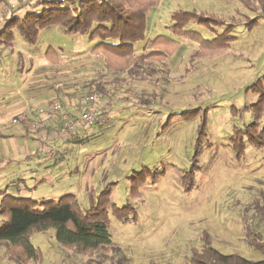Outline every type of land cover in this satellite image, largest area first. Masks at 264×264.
Masks as SVG:
<instances>
[{"label": "rangeland", "instance_id": "1", "mask_svg": "<svg viewBox=\"0 0 264 264\" xmlns=\"http://www.w3.org/2000/svg\"><path fill=\"white\" fill-rule=\"evenodd\" d=\"M33 1L6 0L0 15L6 5H14L11 14ZM249 1L254 10L245 8L243 0H160L147 17L149 40L170 36L166 27L175 23L174 12L195 10L226 22L218 27L189 22L185 27L208 41L228 33L225 29L233 19L228 48L195 55L199 44L175 37L180 45L165 65L152 64L150 76L112 98L128 104L114 109L107 103L109 109H103L104 101L94 97L95 111L105 112L103 116L114 111L117 124L89 126L88 140L75 153L71 148L76 160L49 166L44 174L51 180L45 183L31 181L42 172L1 177L0 221L2 211L24 205L23 198L47 200L61 188L74 193L84 173L88 192L75 195L83 209L96 202L106 185L111 189L110 204L133 209L126 223L111 210L108 214L111 240L131 264H190V252L201 248L204 233L223 255L264 261V251L250 245V240L264 242V219L255 210L264 194V134L259 147L245 137L247 129L256 134L264 127V107L258 108L264 101V19L250 31L243 25L245 17L261 12ZM47 33L42 43L49 39L66 48L73 45L57 28ZM149 50L136 47L137 54ZM71 63L60 83L73 91L78 88L71 85L78 72ZM18 171L16 167L9 174ZM30 242L38 248L36 260L10 261L7 245L0 243V264H87L97 258L96 253L80 255L61 248L51 231L31 235Z\"/></svg>", "mask_w": 264, "mask_h": 264}, {"label": "trees", "instance_id": "2", "mask_svg": "<svg viewBox=\"0 0 264 264\" xmlns=\"http://www.w3.org/2000/svg\"><path fill=\"white\" fill-rule=\"evenodd\" d=\"M160 0H35L28 3V8L22 17L14 15L13 11L6 20L0 33V44L10 47L16 36L26 43L34 44L38 34L48 28L58 27L64 34L86 36L91 42H96L91 54L98 56L100 65L88 73L92 76L77 84L73 95L98 97L100 100L110 98L119 93L127 85L139 83L150 76L148 68L152 64L165 65L179 47L176 38L199 44L195 55L203 51L220 52L228 48L235 25L233 19L221 33L211 41L204 40L198 33L186 30L189 22L197 25L208 22L213 27L224 25V19L206 12L176 11L171 20L172 26L166 27L170 36H157L149 40L146 35L147 17L152 9L158 6ZM255 2L261 12L252 18L245 17L244 26L250 31L259 20L264 19V0ZM6 0H0V7ZM243 6L254 10L249 0H243ZM149 46L150 50L136 53L138 45ZM146 49V48H145ZM75 85V84H74ZM254 90V88H253ZM61 105V104H60ZM259 109L264 107V101L258 102ZM251 124L250 126H253ZM249 126V127H250ZM247 127V128H249ZM255 131V129H253ZM252 130L245 133L248 142L254 147L263 145L261 133L253 134ZM240 136L236 137L239 141ZM144 173L141 171L140 174ZM109 185L98 194L97 200L88 209H83L73 194H64L56 199L34 201L23 198L25 204L2 211L0 221V243L8 247V257L13 262H28L39 256L38 248L30 242V236L36 233L51 231L57 244L63 249H73L80 255L96 253V259L87 264H131L123 250L113 243L108 231L109 210L120 222L129 220L127 212L133 211L129 206L115 208L110 204ZM258 217L264 219V194L255 207ZM1 213V212H0ZM134 214V212H133ZM133 219L135 214L132 215ZM202 246L190 252V264H264V261H250L238 255H223L211 246L209 236L204 233ZM255 249L264 251V242L250 240ZM149 264H155L150 262Z\"/></svg>", "mask_w": 264, "mask_h": 264}, {"label": "crops", "instance_id": "3", "mask_svg": "<svg viewBox=\"0 0 264 264\" xmlns=\"http://www.w3.org/2000/svg\"><path fill=\"white\" fill-rule=\"evenodd\" d=\"M27 9L18 10L14 15L20 18ZM55 28L59 34H63L64 38L70 37L73 45L66 48L49 42V39L42 43L41 36L43 34L47 36L48 30H55ZM83 38L88 40L86 36L64 34L60 28L52 27L41 31L35 43L31 45L19 36L15 37L10 47L0 44V172H2L0 178L10 179L27 173L38 172L40 174L42 172L43 174L37 178H31V181L34 184L45 183L51 180L48 174H44L47 173L48 167L57 165L65 159L76 160L71 148H74L75 153V150L88 140L92 128L79 127L65 142L58 141L57 135L63 128L62 122L58 116L49 117L43 113L55 100L61 104L63 113L72 118L79 116L82 112L96 110L95 102L84 101L83 95L80 96L77 93L73 95L71 89L66 90V86H63L65 84L60 83L66 78L68 72L64 70L70 62L76 68L74 72H78L72 80L75 85L85 81L88 75L92 76L88 73L90 68L94 70L97 65H100L98 62L101 59L91 54L92 47L96 42L88 40L86 43ZM36 43L38 47L35 46ZM73 83L71 85H74ZM112 98L114 97L104 98L101 101L113 104L114 109H119L125 103L128 104L122 100L112 102ZM117 99L122 98L117 97ZM113 113L114 111L106 115L112 118ZM18 116L21 120L12 124L11 120ZM34 123L41 124L38 133L32 130ZM115 124L108 127L97 126L110 128ZM40 135L48 141L56 143L65 153L60 152L53 157L49 156L38 140ZM16 167L20 171L10 175V171ZM80 178H82V186L74 193L66 192L63 190L64 188H61L55 192L54 196L46 197L56 199L64 194L76 195L79 191L87 194L84 173Z\"/></svg>", "mask_w": 264, "mask_h": 264}, {"label": "built area", "instance_id": "4", "mask_svg": "<svg viewBox=\"0 0 264 264\" xmlns=\"http://www.w3.org/2000/svg\"><path fill=\"white\" fill-rule=\"evenodd\" d=\"M64 2L65 0H60ZM14 8V5H6L4 10L1 12L0 17V33L5 27L6 20L9 18L10 11ZM84 101L95 102V98L93 96L85 97ZM109 104V103H108ZM105 103L103 105V109H109V105ZM42 112V111H41ZM43 113L49 117L58 116L60 121L63 124L62 131L57 135V140L60 142H65L67 138L76 131L79 127H89L93 125L100 126H110L115 124L117 121L113 120L110 116L100 115L98 111L88 110L79 114V116L72 118L68 114L63 113L62 107L58 101H53L49 106L47 111H43ZM20 116L15 117L11 120L12 124L18 123L20 121ZM26 120V119H25ZM41 129L40 123L32 124V130L35 133H38ZM39 142L44 147L47 154L51 157L57 155L60 152L65 153V151H61L60 147L56 145V143L48 141L44 136H39Z\"/></svg>", "mask_w": 264, "mask_h": 264}]
</instances>
